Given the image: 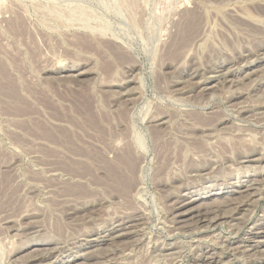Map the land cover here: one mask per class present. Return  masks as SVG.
Here are the masks:
<instances>
[{"label":"rangeland","instance_id":"rangeland-1","mask_svg":"<svg viewBox=\"0 0 264 264\" xmlns=\"http://www.w3.org/2000/svg\"><path fill=\"white\" fill-rule=\"evenodd\" d=\"M0 175V264H264V0H0Z\"/></svg>","mask_w":264,"mask_h":264},{"label":"bare ground","instance_id":"bare-ground-1","mask_svg":"<svg viewBox=\"0 0 264 264\" xmlns=\"http://www.w3.org/2000/svg\"><path fill=\"white\" fill-rule=\"evenodd\" d=\"M189 17V16H188ZM190 17H192V19H190L192 22H190L189 20H187V21H189L190 23H191V26H188V24H186V26H188L190 29H191V33H188L189 32V30H188V28H186V32H187V34H188V38H186V34H185V30L184 29H182L183 27H181V31H179L178 30V32H180V34H181V36H180V38L178 39V37L179 36H177V39L176 40H179V42H176V43H178V45H180V46H182V47H185L187 44H188V41L191 39V38H193L194 37V35H195V33H197V24L198 23H196L195 25H194V22H196V16H195V14L194 13H191V16ZM194 19V20H193ZM193 23V24H192ZM184 26V25H183ZM184 28H185V26H184ZM177 30V29H176ZM183 30H184V32H183ZM176 33V34H178V35H180L179 33ZM189 34H192V36H190L189 37ZM186 35V36H185ZM196 37V36H195ZM190 44V43H189ZM177 45V44H176ZM179 47V46H178ZM188 50V49H187ZM258 55V54H257ZM208 76V75H207ZM206 76V77H207ZM228 89V88H227ZM213 94V93H212ZM215 95V94H214ZM131 106V105H130ZM153 112V111H152ZM152 115V114H151ZM165 116V115H164ZM160 117H161V114H160ZM144 118V117H143ZM169 125V124H168ZM207 127V126H206ZM197 130V129H196ZM158 132V131H157ZM159 133V132H158ZM212 133V132H211ZM204 135V134H203ZM154 136V135H153ZM152 136V137H153ZM153 141V140H152ZM157 141V140H156ZM160 141V140H159ZM104 152V151H103ZM128 153H124V154H126L125 156V158L123 157V155H122V157L124 158L123 159V163L122 162H118V160L119 159H117V157H118V155H115L114 156V159L113 160H111V161H109V164H108V167H106V165L104 166V167H106V171H107V174H108V176L107 177H109V179H110V181L112 182H110L109 184H111V185H114L113 183H117V184H123V185H125L124 186V189L127 187H130V190L129 191H131V186H129L130 185V183L132 184V182L134 181L133 179V172H134V167H136V165H135V163H133L131 160L132 159H134V157L132 158L131 157V155L133 154V153H131L130 154V151H127ZM167 152V151H166ZM105 155V154H104ZM119 155H121V154H119ZM161 155V154H160ZM121 157V156H120ZM119 157V158H120ZM121 157V158H122ZM132 158V159H131ZM131 159V160H130ZM107 160V159H106ZM141 160V159H140ZM136 160H134V162H135ZM104 162V161H103ZM105 163V162H104ZM107 163H108V161H107ZM110 165V166H109ZM135 165V166H134ZM79 166V165H78ZM112 166V167H111ZM165 166V165H164ZM78 168H81V167H78ZM102 169H103V167H102ZM101 169V170H102ZM139 169V168H138ZM82 170V169H81ZM88 171V170H87ZM103 171V170H102ZM84 173V172H83ZM133 173V174H132ZM106 174V173H105ZM107 179V178H106ZM5 183H6V179L4 178V177H2V175H0V191H1V189H3V187L5 186ZM122 185V186H123ZM133 185V184H132ZM119 186V185H118ZM112 187H114V186H112ZM115 187H117L116 186V184H115ZM121 188V187H120ZM126 188V189H127ZM144 188V187H143ZM117 189V188H116ZM125 189V190H126ZM180 189V188H179ZM121 190H123V189H121ZM124 191V190H123ZM125 192V191H124ZM123 192V193H124ZM0 193H2V192H0ZM127 193V192H126ZM125 194V193H124ZM190 202V201H189ZM184 204V203H183ZM186 204V203H185ZM181 205V206H179L177 209H178V211L181 209V208H184V207H186V205ZM187 205H190V204H187ZM140 210V209H139ZM222 210V209H221ZM142 211V210H141ZM191 211L190 210H184V211H181V212H178L177 214H176V217H182V216H185V215H187L188 213H190ZM204 213V212H203ZM145 214V213H144ZM206 215V214H205ZM238 218V217H237ZM202 219V218H201ZM183 221V220H182ZM204 221V220H203ZM25 227V226H24ZM140 232V231H139ZM115 233H118L117 234V236L116 237H119V236H124L125 234H126V228L125 229H121V230H119V231H116ZM169 234V233H168ZM33 238V237H32ZM56 239V238H55ZM30 240V239H29ZM108 240V239H107ZM219 246V245H218ZM253 246V245H252ZM125 254V253H124ZM106 255V254H105ZM79 264V263H78Z\"/></svg>","mask_w":264,"mask_h":264}]
</instances>
